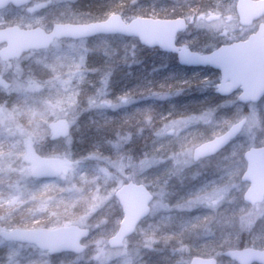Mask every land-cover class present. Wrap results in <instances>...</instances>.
Listing matches in <instances>:
<instances>
[{"label": "rangeland", "instance_id": "374dc122", "mask_svg": "<svg viewBox=\"0 0 264 264\" xmlns=\"http://www.w3.org/2000/svg\"><path fill=\"white\" fill-rule=\"evenodd\" d=\"M48 3H70L75 13L87 22L92 20L82 0H31L24 6L15 7L9 4L0 9V28L12 25L19 28L36 27L41 22V9ZM35 5H40V8L34 7ZM175 6L193 9L181 14L186 17L190 26L178 35L177 42L200 52L246 38L249 33L255 31L258 22L250 26L240 25L233 0H135L128 10L122 8L117 12L124 20L142 14L159 17L156 12L165 7ZM143 9H147L148 13L143 12ZM163 17L173 16L169 12ZM138 45L136 39L118 35L87 38L86 47L92 49L84 59L86 68L90 70L87 73L88 77L96 81L112 68H118L121 61L127 59L129 51L136 46L139 48ZM213 80L212 72L207 73L205 81ZM118 96L122 97L123 94L117 90L111 91L107 86L106 99L111 101ZM134 102L132 99L131 102L117 107H104L90 114L96 118L95 123L102 124L99 128L103 129L106 115L113 116L115 121L124 117L132 118L137 110L129 108V105ZM217 102V106H207L195 114L167 120L149 137L144 147L142 144L133 147L128 132H114L108 139L96 143L81 138L78 131L74 133L71 158L29 153L27 158L31 160V166L46 157L57 158L63 163L58 172L61 176L71 175L74 161L78 162L80 169L77 173L78 182L57 185L52 183L54 178L42 181L47 185L42 189L45 197L53 190L64 196L73 194V208L80 203L77 197L83 195L91 216L92 227L82 241L86 246L84 254L77 257L71 253H61L59 256L71 261L72 264H188L192 256L214 257L218 264H236L223 257L221 252L237 248L241 243L242 247L264 248L260 243L264 241V232L260 231L264 225L261 222L258 221L255 225L256 235L253 237L246 232L237 234L231 229L221 228L217 219L213 218L219 210L218 203L219 207L237 210L245 204L241 200V195L247 184L240 182L239 179L245 167L242 152L249 147L264 146V98L255 104L242 105L237 102L235 95H231L219 98ZM241 117L245 118L243 129L222 150L223 154L230 155L235 161L234 175L226 189L217 187L215 192L206 193L205 189L210 190L213 185L219 184L217 155L193 162L191 151L194 146L220 134ZM134 124L133 121L131 125ZM94 128L97 129L96 126ZM135 131L137 132V129ZM120 148L127 150L135 158L143 157L145 154L161 157L160 162L150 165L144 175L148 179H155L162 173L167 174L165 178L170 175L162 200L168 207H160L154 212L149 211L133 234L118 247L110 248L107 239L116 232L122 218L114 192L128 181L117 182L107 191L100 183L94 182L102 175L111 174V170L106 167V161L114 158ZM52 149L53 144L49 143L44 151L50 152ZM81 157L83 159H80ZM93 184L94 186L90 187ZM31 188V185L24 182L17 185L20 194ZM148 189L150 191L152 186L148 185ZM9 203L15 204L16 199L13 198ZM31 222L35 224L28 227L38 225L56 228L70 224L78 225L71 218H56L48 223H42L40 218H35ZM8 223L0 213V229H10L11 227L6 226ZM43 253L44 251L32 245L5 242L0 238V264H42L46 259Z\"/></svg>", "mask_w": 264, "mask_h": 264}, {"label": "clouds", "instance_id": "9594fccd", "mask_svg": "<svg viewBox=\"0 0 264 264\" xmlns=\"http://www.w3.org/2000/svg\"><path fill=\"white\" fill-rule=\"evenodd\" d=\"M34 7L40 8V5ZM40 21L36 27L51 37L48 43L25 47L11 55L0 48V213L6 223L11 222L9 227L30 225L35 218H40L42 223L56 218H71L81 228L82 234H87L92 223L83 195L77 197L80 203L73 208V194L64 196L53 190L45 197L42 192L47 187L42 183L45 177H54L52 183L57 185L78 182V162L74 161L71 175L61 176L32 172L31 160L27 157L29 153H36L71 158L74 133L95 123L90 113L131 102L132 95L125 93L109 101L105 98L107 81L104 77L100 76L96 81L88 77L90 70L86 68L84 59L92 50L86 47L87 36L91 33L76 35L71 28L61 30L62 26L87 23L75 13L70 3L46 4L41 9ZM60 121L67 125V131L57 134L53 124ZM49 143L53 144V149L45 152L44 148ZM216 155L219 184L210 190L205 189L206 193L215 192L217 187L226 189L234 175V159L220 149ZM160 160L161 157L148 154L135 158L120 148L114 158L106 161L111 174L100 176L94 183H100L105 191L111 185L124 181L137 182L146 190L151 185L148 211L154 212L160 207H168L162 200L170 175L165 178L167 174L162 173L155 179H148L144 173ZM21 182L32 188L20 194L17 185ZM13 198L16 203H9ZM217 207L219 210L213 218L221 228L231 229L237 234L246 232L254 237L257 222L264 225V201H249L238 210L219 207V203ZM260 231L264 232V227ZM260 243L264 247V241ZM85 248L81 245L70 252L78 257L84 254ZM60 251H44L46 259L42 264H72L59 256ZM261 264H264V256Z\"/></svg>", "mask_w": 264, "mask_h": 264}, {"label": "water", "instance_id": "95a60500", "mask_svg": "<svg viewBox=\"0 0 264 264\" xmlns=\"http://www.w3.org/2000/svg\"><path fill=\"white\" fill-rule=\"evenodd\" d=\"M30 0H0V9L8 4L22 6ZM235 10L242 25H250L253 20L264 14V0H235ZM187 27L185 17L157 18L151 16H135L128 21L123 20L117 12L108 14L101 20L80 23L75 26H62L61 30H71L76 35L91 33L87 38L96 35H120L136 38L144 47L159 48L166 53L174 54L179 65L185 67H209L219 75L214 92L219 96H228L238 90L237 100L240 103L257 102L264 95V22L258 24L255 32L245 40H237L222 44L208 52L200 53L185 45L176 44V36ZM51 39L38 27L23 29L16 25L0 29V46L8 54H15L20 49L46 44ZM6 46V47H5ZM244 118L232 123L221 134L196 145L191 152L192 161L196 162L223 149L242 130ZM57 134L67 131L63 121L53 124ZM222 146V147H221ZM245 168L240 181L247 183L242 193V200L261 202L264 199V146L250 147L242 154ZM62 167L54 157L44 158L31 167V171L57 174ZM53 177H45L50 179ZM148 194L144 186L126 182L114 192L122 212L115 234L108 238V245L118 246L131 235L148 211ZM88 235L82 234L79 226L71 224L56 228H13L0 229V237L4 241H13L34 245L36 248L61 249L59 253L70 252L83 245L81 241ZM222 255L236 264H261L264 248L245 247L227 249ZM188 264H217L213 257H191Z\"/></svg>", "mask_w": 264, "mask_h": 264}, {"label": "trees", "instance_id": "16d2710c", "mask_svg": "<svg viewBox=\"0 0 264 264\" xmlns=\"http://www.w3.org/2000/svg\"><path fill=\"white\" fill-rule=\"evenodd\" d=\"M134 1L82 0L92 20H100L108 13L122 8L128 10ZM192 10L191 7H165L156 12V15L163 17L164 14L171 12L174 17ZM142 11L148 13L147 9ZM138 47H133L132 52L129 51L127 59L122 60L118 68H112L103 76L111 91L131 93L135 102L129 105V108L137 110V113H133L132 118L124 117L118 121L113 120V116L106 115L103 129L99 128L102 125L100 123L82 127L79 134L81 138L99 143L100 140L108 139L114 132L122 131L130 133L133 147L136 148L140 144L144 147L149 137L167 120L195 114L207 106L218 105L219 97L213 92L217 76L215 71L209 68L182 67L171 54L141 45ZM210 72L214 80L206 82L205 76ZM133 121L135 124L131 125ZM33 224L35 223L31 222L26 227ZM242 246L243 243L238 244V247Z\"/></svg>", "mask_w": 264, "mask_h": 264}, {"label": "flooded vegetation", "instance_id": "af4514ba", "mask_svg": "<svg viewBox=\"0 0 264 264\" xmlns=\"http://www.w3.org/2000/svg\"><path fill=\"white\" fill-rule=\"evenodd\" d=\"M261 20H264V16H263V18Z\"/></svg>", "mask_w": 264, "mask_h": 264}]
</instances>
